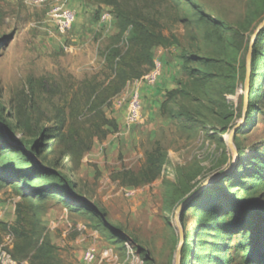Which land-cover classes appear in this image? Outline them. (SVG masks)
Masks as SVG:
<instances>
[{"label":"rangeland","instance_id":"obj_1","mask_svg":"<svg viewBox=\"0 0 264 264\" xmlns=\"http://www.w3.org/2000/svg\"><path fill=\"white\" fill-rule=\"evenodd\" d=\"M263 19L264 0H0L4 171L30 175L0 186L11 264H260L264 32L247 54ZM154 61L127 125L113 103Z\"/></svg>","mask_w":264,"mask_h":264},{"label":"built area","instance_id":"obj_2","mask_svg":"<svg viewBox=\"0 0 264 264\" xmlns=\"http://www.w3.org/2000/svg\"><path fill=\"white\" fill-rule=\"evenodd\" d=\"M112 17L108 13H103L101 16V21H111ZM73 20L72 13L68 11H64L61 16L60 27L62 30L68 28ZM160 73V62L154 61V67L151 71H149L146 75L142 76L140 79H136L133 83H131L130 91L128 95H122L121 97H117L113 103L114 109H118L123 106V103L126 102V113H125V123L127 125L135 122H139L142 119L141 116V88L144 85H152L156 83L158 79V75ZM127 99V101H126ZM94 257L92 251H87L85 258L90 261ZM0 263L1 264H11V258L4 251L0 250Z\"/></svg>","mask_w":264,"mask_h":264},{"label":"trees","instance_id":"obj_3","mask_svg":"<svg viewBox=\"0 0 264 264\" xmlns=\"http://www.w3.org/2000/svg\"><path fill=\"white\" fill-rule=\"evenodd\" d=\"M261 32H264V27L261 29V31L259 33H261ZM249 94H250V92H249ZM249 98H250V95H249ZM3 129H4V132H5V130H7L6 124H4ZM10 144H7V145L0 144V181H1L0 186L2 185V183H12V179H10V178L13 175L15 176V178L18 181L19 180L21 181L23 179H27L30 176V175H28L26 173H22V172L16 173L15 171H13V172L4 171V169L7 165H6V161L4 160L3 157L5 156L6 152L9 151L10 149L16 150V148L14 147V144H12V142ZM30 152H32L34 154L37 153V143H34V145L31 146ZM36 161L39 162L38 160L33 159L34 166H37V167H34L33 170H36V168H37L42 172V174H45V175L53 174V171L50 168L40 166L42 164L40 162L38 164ZM13 182H15V180ZM19 191H21L22 195L24 194V192H22V190H19ZM239 203L241 206L239 208L240 214H239L237 221L239 224L243 223L245 225V227L240 229V230H241V232H244L245 230L247 231L249 229L254 230V233H255L254 240H256V236L258 235V232H259V226H258V224H256V219L259 218V216L254 217L252 219L251 213H252V211H254L253 208H251V207L248 208L247 207L248 204L246 202H239ZM247 249L249 250V254L247 256V262H249L251 260H255L260 264H264V249L263 250L261 249L258 251L259 255L257 256V258H255V255H254V252L256 253L257 251L253 248V246L247 245Z\"/></svg>","mask_w":264,"mask_h":264},{"label":"water","instance_id":"obj_4","mask_svg":"<svg viewBox=\"0 0 264 264\" xmlns=\"http://www.w3.org/2000/svg\"><path fill=\"white\" fill-rule=\"evenodd\" d=\"M264 27V19L261 21V23L258 25L252 40H251V44L248 50V54H247V66H249V62H250V58H251V54H252V50H253V45H254V41H255V37L258 34V32ZM248 101H249V87H248V75L246 76V82H245V90H244V96H243V108L244 110L247 109L248 106ZM243 124V121L239 124H237L231 131L229 137H228V145L230 146V148L232 150H234L233 145H232V135L236 132L237 128L240 127V125ZM192 199V196L187 198L179 207L177 210V215L182 211L183 207ZM177 264V263H176Z\"/></svg>","mask_w":264,"mask_h":264}]
</instances>
